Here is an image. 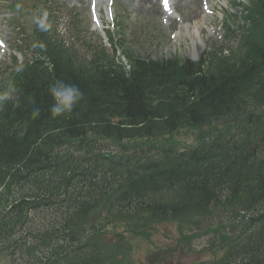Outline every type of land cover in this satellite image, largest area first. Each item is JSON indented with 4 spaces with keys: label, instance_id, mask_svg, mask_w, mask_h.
Segmentation results:
<instances>
[{
    "label": "trees",
    "instance_id": "1",
    "mask_svg": "<svg viewBox=\"0 0 264 264\" xmlns=\"http://www.w3.org/2000/svg\"><path fill=\"white\" fill-rule=\"evenodd\" d=\"M46 9L29 36L31 59L21 66L13 60L8 87L20 106L14 97L0 110V251L11 258L18 252L24 264H58L71 255L73 264H124L125 239H104L116 225L145 235L161 223L196 227L229 214L230 224L218 226L228 230L220 235L222 260L264 264V0L248 3L249 26L229 56L213 52L194 64L127 54L129 71L114 67L102 49L88 65L78 63L50 35ZM116 28L124 36L121 23ZM56 80L84 93L70 117L50 116ZM35 107L41 115L33 119ZM182 129L200 131L197 146L177 152L165 141L158 161L130 149ZM47 214L62 217L57 232L83 240L76 250H50L51 239L25 229ZM94 216L108 228L85 238ZM17 229L23 244L9 253Z\"/></svg>",
    "mask_w": 264,
    "mask_h": 264
},
{
    "label": "rangeland",
    "instance_id": "2",
    "mask_svg": "<svg viewBox=\"0 0 264 264\" xmlns=\"http://www.w3.org/2000/svg\"><path fill=\"white\" fill-rule=\"evenodd\" d=\"M61 8L60 13L64 9V13L72 15L76 12L79 15V23L82 26V30L87 32L85 41H96L99 30H96L90 24V18L94 10H98V5L103 4L101 8L100 17L103 19V24L111 25L113 16H120L125 24L130 27L129 31L137 29L140 34L145 33V40L142 45L131 43L130 34L127 35L129 39V48L134 54L143 59H149L151 61H161L171 58H186L194 62L200 61L202 53L211 49H222L226 48L233 52L236 48L235 42H226V34L221 27L224 18L230 11L232 14L238 16L240 9H234L233 2L237 0H211L214 2L213 14L207 28H205L206 36L204 44L197 40H188L187 42H181L178 32L183 28L190 26L188 18L194 11L198 12V8L193 4L195 0H179L178 12H173L176 0H167V7L171 11L170 21L166 20L164 15L159 16L152 12L145 10H136L132 7L131 2L128 3L124 0H113L114 10L112 9L110 0H90L83 4H78L73 0H53ZM189 1V2H188ZM244 0V4H245ZM165 3V0H164ZM9 3L6 0H0V37L4 44H10L15 41L16 28L20 24L16 21L17 16L7 9ZM27 4H25V7ZM202 7V5H201ZM207 7V6H203ZM201 11V10H200ZM208 13V10H205ZM240 15V14H239ZM60 17V14L58 15ZM25 20V23L31 24V21ZM190 19V18H189ZM66 19H61L59 31L61 32L60 38H64L66 45L72 42L70 34L66 31ZM68 24V23H67ZM239 24L233 25L232 29L238 28ZM193 32V31H192ZM191 32V33H192ZM94 33V34H93ZM135 39V38H133ZM8 42V43H7ZM76 51L82 59L87 57L85 47L83 46V40L75 41ZM3 50L0 48V62L9 59L10 50ZM109 49L108 44L105 45ZM214 46L215 48L211 47ZM132 48V49H131ZM22 61V59H20ZM0 63V64H1ZM195 131L184 130L180 137L177 139L186 145H192L195 142L194 136ZM219 221L227 222V216L221 215L219 217L209 216L207 221L199 226H179L176 223H163L159 226H155L150 229V234L147 239L141 237L137 238L134 235L127 234V244L132 250V257L135 264H148L151 261L153 255H162L163 251L168 253L172 257L167 259L169 263L173 264H215L221 256V253H217L216 248H213L214 241H218V237L215 238L214 233H210L207 236H200L206 232L207 229H214L218 225ZM121 234V230H119ZM185 236L190 239L194 236L195 238L189 244L184 240ZM197 236H200L197 238ZM187 246H190L187 248ZM184 247V248H181ZM171 251V252H170ZM0 264H11L8 259L0 257Z\"/></svg>",
    "mask_w": 264,
    "mask_h": 264
},
{
    "label": "clouds",
    "instance_id": "3",
    "mask_svg": "<svg viewBox=\"0 0 264 264\" xmlns=\"http://www.w3.org/2000/svg\"><path fill=\"white\" fill-rule=\"evenodd\" d=\"M49 68L51 69V65H49ZM49 92L53 101L49 108V113L53 119L70 117L74 109L84 99V93L77 85L65 83L63 80H56L50 86ZM14 97H16L14 106L19 107V98L16 96V89L14 87L0 90V110H3L8 102L13 101ZM31 115L33 119L38 118L41 115L40 108H33Z\"/></svg>",
    "mask_w": 264,
    "mask_h": 264
},
{
    "label": "bare ground",
    "instance_id": "4",
    "mask_svg": "<svg viewBox=\"0 0 264 264\" xmlns=\"http://www.w3.org/2000/svg\"><path fill=\"white\" fill-rule=\"evenodd\" d=\"M74 2L78 4H83L84 2H88L90 5V0H73ZM125 2H131V5L136 10H145L147 12H154L157 15L163 14V7L162 4H160L161 0H124ZM179 0H176V5L174 9H178V3ZM189 2V1H188ZM202 2H206L207 9H210V12L212 11L214 2L211 0H195L194 5L198 8V12L194 11L190 15V19L188 18V21L190 23V26L187 25V27H183L181 29V32L179 33V37L181 39V42H187L188 40H197L198 42L201 41L202 44H204L206 36L205 34V28L209 25L207 24L210 21V14L205 15L202 13ZM103 7V4L98 5V10L101 11V8ZM201 10V11H200ZM167 19L170 20L169 16H167ZM193 31V32H192ZM192 32V33H191Z\"/></svg>",
    "mask_w": 264,
    "mask_h": 264
},
{
    "label": "snow or ice",
    "instance_id": "5",
    "mask_svg": "<svg viewBox=\"0 0 264 264\" xmlns=\"http://www.w3.org/2000/svg\"><path fill=\"white\" fill-rule=\"evenodd\" d=\"M165 7H167V0H165Z\"/></svg>",
    "mask_w": 264,
    "mask_h": 264
}]
</instances>
